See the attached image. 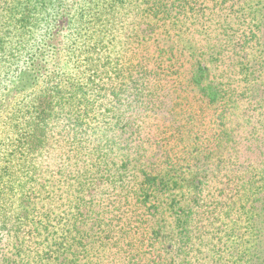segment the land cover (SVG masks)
Instances as JSON below:
<instances>
[{
	"label": "rangeland",
	"instance_id": "rangeland-1",
	"mask_svg": "<svg viewBox=\"0 0 264 264\" xmlns=\"http://www.w3.org/2000/svg\"><path fill=\"white\" fill-rule=\"evenodd\" d=\"M32 1L38 25L21 30L16 10L26 0H0V264L156 263L155 198L171 233L162 245L167 264H213V249L226 255L239 234L249 240L250 202H264V104H249L264 99V0H91L102 26L90 22L61 32L63 44L58 35L52 41L66 63L46 76L68 93L54 103L56 113L45 99L40 113L31 109L32 90L11 89L54 26V13ZM68 2L69 19L82 17L79 8L88 10L87 0ZM148 2H157V13L148 11ZM237 23L243 68L228 62L237 46L226 30ZM130 35L145 37L144 48H124ZM196 60L208 62L213 84L230 96L214 102L187 85ZM41 88L55 90L35 87ZM231 91L242 92V101ZM153 107L157 111L146 112ZM33 114L53 115L42 124V115L37 121ZM41 129V142L25 144V136ZM223 129L234 130L237 160L229 157L231 143L224 142L223 152L216 148ZM249 168L260 179L256 197L248 194ZM142 190L147 196L140 208L132 198ZM182 221L183 242L176 238Z\"/></svg>",
	"mask_w": 264,
	"mask_h": 264
},
{
	"label": "trees",
	"instance_id": "trees-1",
	"mask_svg": "<svg viewBox=\"0 0 264 264\" xmlns=\"http://www.w3.org/2000/svg\"><path fill=\"white\" fill-rule=\"evenodd\" d=\"M78 1H83V0H78ZM242 1L243 0H235L234 3H241ZM38 2H39V9L43 8V9H47V11L49 9L51 13L52 12L54 13V26L49 36L46 37L47 40H45L46 38L43 39L42 47L34 48L33 54L30 55V58L26 62L25 66L22 68V70L19 71L20 74L17 75V77L16 76L14 77L13 81L11 82V89L18 90V91L22 89L20 93H25L28 89L32 90L33 94L31 98L32 100L30 101V107L31 109L39 110V113H40L41 108L43 107L42 105L45 102L49 103V105L53 107L55 102L60 103L61 101L60 99L63 93L68 94L66 91L67 89H64L63 87L64 83H59L55 85L50 84L52 77L46 76V72H48L50 69L60 65L61 63H62L61 66H63L64 63H66V62H62V58L60 57V54L58 53L56 47L52 46V41L54 40V37L58 35L57 38L60 39V43L63 44L64 41H66V39H64V36L61 35V32H64L66 30L75 31V29H79L86 24L91 26L90 22L92 24H96L100 26H102V24H100L99 16H96L98 14H95L94 10H92L91 8V5H92L90 4L91 0L90 1L87 0L86 2L89 5L87 6L88 10H82V8H79L78 11L82 15V17H79L76 20L69 19L67 17L68 9L71 10L68 0H61V1L59 0H48V1L40 0ZM26 3L27 4H25L21 9L19 5L17 4L18 8L16 11L19 12V15L16 17L21 18V24H22L21 30L32 29L35 25H38V22L33 17L34 12H35L33 9L34 2L32 0H26ZM113 3L114 2L111 3V6L113 5ZM148 3H149L147 5L148 11L149 12L152 11V14L157 13L155 9V7L158 6V4H156L157 2L155 3L148 2ZM10 10H12V8ZM164 11H165V8H164ZM182 11L183 10L181 9V12ZM257 13H258V10L256 9V7L252 6L250 8L251 16L256 17ZM87 15H92V17H94L93 20L89 21L91 18L88 20ZM149 16L150 18H152V15L150 13H149ZM12 18H15V17H12ZM243 19H245V14L240 12L238 20L242 21ZM239 23H237L236 26L228 27V30H226L227 32L230 33L228 42L232 44V46L234 47L237 46V49L235 50L236 52L234 55V61L229 59L228 62L231 66L235 63H240L242 64L240 68H243L244 66L243 59L245 58V56L242 53L237 52L238 47L240 46V44L238 43L239 38H241V36L239 35H238V38H236L237 34L241 33ZM27 37H28L27 35L20 36V42L21 44H23V49H27L29 47L26 45L29 43ZM216 38L219 39L218 37ZM253 40H254V37H252L251 42ZM94 41L95 42L101 41L100 36H97L96 38H94ZM145 42H146L145 37L140 38L138 35H130L129 38H127L124 43V48L126 47L130 48V47H133L134 45L136 47V50L139 51L140 47ZM142 48H144V45L142 46ZM187 50L193 52L191 47H187ZM50 52H52V54H50ZM203 66L204 65L201 63L200 60H196L194 64L191 65L190 71L187 74V76L189 75V78L186 79L187 85L194 88L201 98L206 97L208 98V100H213L214 102L221 101L224 97L227 98V95H229V91L224 90V89L221 91L219 90L220 86H215L213 84V74L209 70L208 62L206 66L204 67ZM44 84L45 86L49 85L53 87L55 90L52 91L48 89L45 92L42 88L41 90L35 89V87H37L38 85L42 86ZM220 93H222V95ZM230 93L234 95L233 99L235 100V102L242 101L243 99L242 92H239L236 94V91H231ZM168 95L170 98L173 99V101L178 99L177 96L174 95L173 93H169ZM42 99H45L46 101L42 103L41 102ZM157 99L158 98H153L152 101L154 104L157 103ZM249 99H250V96H247L246 100L249 101ZM249 104L251 105L254 104L255 107L259 106L260 104H264V99L259 98V99H256L255 103L253 102ZM59 107L60 106H57L56 108L53 107L54 110H52L51 108L49 110L56 113ZM157 109L158 108H155V107H153V109L146 108V112L152 111V110L157 111ZM141 112L146 113L145 110L143 109L141 110ZM172 112L175 113L174 110H172ZM112 114H121V110H114ZM40 115H42L41 117H43L42 118L43 119L42 124H43L47 122L45 120H47L49 116L53 114H33L32 118H35V120L38 121ZM220 120H222V118ZM252 128L254 129L255 126H252ZM233 132L234 130L233 131L232 130L226 131V129L221 130L220 134H223V137L218 139V141H216V148L217 150L223 152V149H224L223 147L226 146L224 142L231 143V145L229 146V150L231 151V153H229V157L233 160H237L234 147H233V144H235L236 136H235V133ZM36 133L34 135L31 133L25 136L23 138V140L27 141L25 142V144L28 145V143L33 142V141L41 142L42 135H43L42 129ZM30 135H33L32 138ZM249 136H252L254 141L256 140V136L251 134V132L249 133ZM197 159L201 161H204V159L206 160V158L203 159L200 157H198ZM221 163H222V158L219 157L218 164H221ZM238 164L241 165V162ZM243 167H246L245 164L243 165ZM122 169L125 171L126 165L125 167L123 166L118 167L116 170V174L118 175V173L121 172ZM260 171L261 172L264 171V165H262ZM246 176L248 179L246 180L247 183H250L248 194L251 197H256V195H259L261 191L260 185L257 183L258 180L260 179H258L257 173L253 171L251 168L247 169ZM144 186H145V183H144ZM144 191L146 190H142L141 192L136 193V195H134V197L132 198L134 199L135 203L140 208L145 207L144 201H145L147 194ZM125 195H127V189H125L124 186L122 185L120 188V196L123 197ZM125 199L127 200L128 196H126ZM155 201L157 202V206L154 207L151 220H153V225L155 226L156 230H153L152 232L158 233V235L161 238L160 243H158L161 253L160 254L156 253V257H154L153 260L155 261L157 258H160V260L152 264H167L166 259L161 255L163 253L162 245L165 239L169 240L168 237L171 235V233H167L166 224L164 223V209H163L164 205L162 204V201L160 200V198H155ZM261 202L263 201H259L257 203L258 206L254 200L250 202L251 212H247L248 221H247V224L245 226V231H244L246 232V236H248L249 240L244 241L243 239H245L246 237L245 236L243 237V234H239L237 238L239 243L235 247H233L232 251L227 252L226 255H223V252H221L220 254L218 251L213 249V258H212L213 264H224V263L226 264L228 263H231V264H264V202L263 203ZM259 203L261 204L259 205ZM134 205L135 204L133 203V206ZM177 221H180V220L177 219ZM179 224H180V227L178 226V228H180V231L176 235V238H179L181 242H183L185 240L184 231H186V224L183 221ZM232 226L234 228L236 227L235 224H233ZM214 251L216 252L214 253ZM231 258H234V260H232ZM170 264H174L173 261H171Z\"/></svg>",
	"mask_w": 264,
	"mask_h": 264
}]
</instances>
